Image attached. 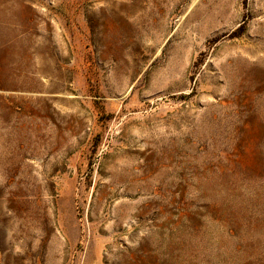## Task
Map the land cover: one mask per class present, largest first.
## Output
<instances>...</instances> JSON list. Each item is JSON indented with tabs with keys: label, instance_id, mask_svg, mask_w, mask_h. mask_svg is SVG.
Listing matches in <instances>:
<instances>
[{
	"label": "rangeland",
	"instance_id": "1",
	"mask_svg": "<svg viewBox=\"0 0 264 264\" xmlns=\"http://www.w3.org/2000/svg\"><path fill=\"white\" fill-rule=\"evenodd\" d=\"M0 264H264V0H0Z\"/></svg>",
	"mask_w": 264,
	"mask_h": 264
}]
</instances>
